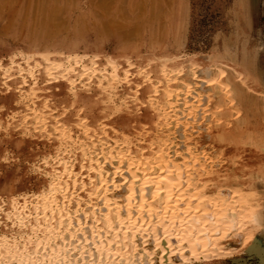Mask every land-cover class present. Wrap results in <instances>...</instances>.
Instances as JSON below:
<instances>
[{
	"label": "bare ground",
	"instance_id": "obj_1",
	"mask_svg": "<svg viewBox=\"0 0 264 264\" xmlns=\"http://www.w3.org/2000/svg\"><path fill=\"white\" fill-rule=\"evenodd\" d=\"M153 43L113 60L65 39L0 52V264H191L233 249L234 227L254 239L264 216L245 225L217 191L262 174L256 96L221 63L192 83ZM218 205L223 222L199 216Z\"/></svg>",
	"mask_w": 264,
	"mask_h": 264
},
{
	"label": "rangeland",
	"instance_id": "obj_2",
	"mask_svg": "<svg viewBox=\"0 0 264 264\" xmlns=\"http://www.w3.org/2000/svg\"><path fill=\"white\" fill-rule=\"evenodd\" d=\"M241 1L13 0L2 2L0 3V52L21 53L29 59L32 57L30 55L32 52L28 54L24 52L29 40L55 42L65 39L66 43L89 42L92 53H99L113 60L122 50L133 55L149 52L151 51L148 49L149 44L154 42L153 46L163 50L161 55L177 58L179 65L177 70L191 73L194 84L195 81L209 84L207 71L212 63H221L230 75L234 72L235 75L242 76L240 81L244 82V86L246 85L250 93L256 96L254 98L259 104V121H254L252 126L263 130L264 110L260 107L264 105V0ZM155 13L159 28L153 36L148 19ZM224 52L230 54L231 58L229 59ZM231 81L235 85L234 81ZM197 109L198 105H193L188 112V116L192 117L189 120L195 124L204 120ZM191 111L195 115L191 116ZM248 111L251 109L248 108ZM243 113L244 110H241L238 116H242ZM164 115L165 118H169V113L164 112ZM195 124L188 128L185 119V123L180 126L181 133L194 132ZM202 164H205L203 160ZM261 171L262 174L256 169L252 172L253 178L243 179L238 185L222 186L217 191L220 196L230 194L232 202L239 203L241 208L238 216L245 225L253 222L258 214L264 216V166L261 167ZM249 187L252 189H248ZM248 191L253 194L258 193L261 198L260 207L255 212L245 205L250 203L249 198L253 195ZM206 193H211V190ZM216 202L213 201V207L216 206ZM223 209L218 205L209 214L207 211L203 213L200 211L199 216L202 218L212 216L213 221L223 222L224 216L221 212ZM255 225L248 230L257 227ZM234 228L232 232L237 236L229 244L233 249H228L234 252L227 250L226 254L216 253L197 257L191 264H264V224L255 229L256 235L252 237L254 238L252 241L251 236L243 233L239 227ZM234 231L239 233L235 234Z\"/></svg>",
	"mask_w": 264,
	"mask_h": 264
}]
</instances>
